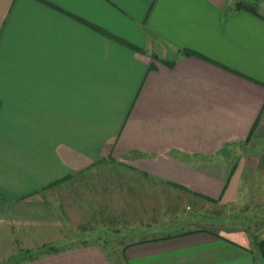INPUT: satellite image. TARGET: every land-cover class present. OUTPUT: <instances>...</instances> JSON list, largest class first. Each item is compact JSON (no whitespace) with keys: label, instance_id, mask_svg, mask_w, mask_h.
<instances>
[{"label":"crops","instance_id":"crops-1","mask_svg":"<svg viewBox=\"0 0 264 264\" xmlns=\"http://www.w3.org/2000/svg\"><path fill=\"white\" fill-rule=\"evenodd\" d=\"M104 160L161 188L163 219L178 218L181 199L264 198L248 190L264 176V12L230 0H0L1 244L52 220L42 191ZM189 218L118 259L86 242L18 264H264V228Z\"/></svg>","mask_w":264,"mask_h":264},{"label":"rangeland","instance_id":"rangeland-1","mask_svg":"<svg viewBox=\"0 0 264 264\" xmlns=\"http://www.w3.org/2000/svg\"><path fill=\"white\" fill-rule=\"evenodd\" d=\"M235 2L264 12L257 4H264V0H230V4ZM244 149H239L238 155ZM255 177L257 187L248 190L260 194L264 192L260 186L264 176L256 173ZM141 179L127 161L104 160L46 188L40 193L43 201L39 208L52 220L47 226L16 229V237L7 239L8 246L0 242V264H18L48 248L86 242L97 244L112 259H118L124 244L150 233L176 230L182 226L179 221L189 216L199 223L196 226L210 230L241 228L254 235L264 228V198L260 195L226 205L181 199L180 211L175 210L180 213L178 218L163 219L162 189ZM133 210L138 213L136 219Z\"/></svg>","mask_w":264,"mask_h":264},{"label":"trees","instance_id":"trees-1","mask_svg":"<svg viewBox=\"0 0 264 264\" xmlns=\"http://www.w3.org/2000/svg\"><path fill=\"white\" fill-rule=\"evenodd\" d=\"M242 4L238 3V2H235L234 3V8H238V7H241ZM184 53L186 52H189V51H183ZM256 247L262 257V259L264 260V241L262 240H259L257 243H256ZM59 249L61 248H48L47 250H45L44 252H42L41 254H38L36 256H32L31 258H28L27 260H31V259H35V258H38L40 256H43V255H46V254H50L52 252H55V251H58ZM26 261V260H25Z\"/></svg>","mask_w":264,"mask_h":264}]
</instances>
